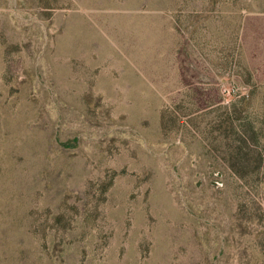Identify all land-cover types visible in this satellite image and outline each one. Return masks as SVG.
<instances>
[{"label":"rangeland","instance_id":"rangeland-1","mask_svg":"<svg viewBox=\"0 0 264 264\" xmlns=\"http://www.w3.org/2000/svg\"><path fill=\"white\" fill-rule=\"evenodd\" d=\"M0 264H264V0H0Z\"/></svg>","mask_w":264,"mask_h":264}]
</instances>
